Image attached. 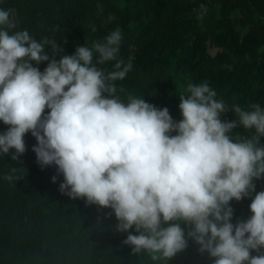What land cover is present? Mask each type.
Listing matches in <instances>:
<instances>
[{
    "label": "clouds",
    "instance_id": "clouds-1",
    "mask_svg": "<svg viewBox=\"0 0 264 264\" xmlns=\"http://www.w3.org/2000/svg\"><path fill=\"white\" fill-rule=\"evenodd\" d=\"M205 12L201 5L197 18ZM12 14L0 9V121L8 125L0 155L14 149L17 160L31 132L37 162L54 164L63 175L61 192L111 208L117 231L134 228L138 234L123 241L132 254L143 250L168 264L191 238L213 264H264V190L252 198L246 220L233 224L230 206L254 192V180L264 175V107L236 105L231 111L238 119L222 121L230 109L207 82H190L188 94L179 95L178 122L167 107L143 98L130 95L125 103L114 82L132 70L133 57L120 56L119 28L69 55L54 39L37 41L27 29L10 33ZM42 61L48 63L40 71L32 62ZM109 61L112 71L98 67ZM238 126L254 134L233 137Z\"/></svg>",
    "mask_w": 264,
    "mask_h": 264
},
{
    "label": "trees",
    "instance_id": "trees-1",
    "mask_svg": "<svg viewBox=\"0 0 264 264\" xmlns=\"http://www.w3.org/2000/svg\"><path fill=\"white\" fill-rule=\"evenodd\" d=\"M202 1L206 12L198 19L189 10ZM0 9L12 10L16 27L10 33L27 29L37 41L54 39L69 55L119 28L120 56L125 62L133 57L132 70L114 82L125 103L130 95L143 98L167 107L178 122L179 95L188 94L190 82H207L230 109L221 114L222 121L238 119L233 106L264 107V0H0ZM45 51L53 55L50 45ZM32 63L43 71L48 61ZM113 64L98 67L112 71ZM7 128L0 121V133ZM254 131L238 126L231 135L250 137ZM24 141L26 151L17 160L11 159L14 149L0 155V264H162L146 251L132 254V246L123 241L129 232L138 233L134 228L117 231L111 208L69 197L67 189L61 192L64 178L57 166L37 162L31 132ZM9 174L20 178L8 181ZM254 183L248 197L230 201L233 224L252 215L249 205L264 190V175ZM181 227L187 234V227ZM199 247L188 238L187 247L168 264H213L214 258Z\"/></svg>",
    "mask_w": 264,
    "mask_h": 264
},
{
    "label": "built area",
    "instance_id": "built-area-1",
    "mask_svg": "<svg viewBox=\"0 0 264 264\" xmlns=\"http://www.w3.org/2000/svg\"><path fill=\"white\" fill-rule=\"evenodd\" d=\"M201 5H203L206 8V3L203 1L198 4H192L189 10L190 14L192 15L200 14Z\"/></svg>",
    "mask_w": 264,
    "mask_h": 264
},
{
    "label": "rangeland",
    "instance_id": "rangeland-1",
    "mask_svg": "<svg viewBox=\"0 0 264 264\" xmlns=\"http://www.w3.org/2000/svg\"><path fill=\"white\" fill-rule=\"evenodd\" d=\"M214 51H215L214 49H211V53H214Z\"/></svg>",
    "mask_w": 264,
    "mask_h": 264
}]
</instances>
